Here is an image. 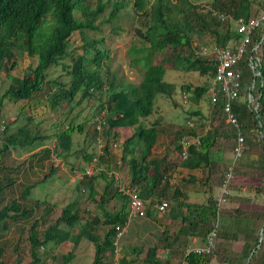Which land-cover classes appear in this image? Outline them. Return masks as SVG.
Wrapping results in <instances>:
<instances>
[{"label":"trees","instance_id":"1","mask_svg":"<svg viewBox=\"0 0 264 264\" xmlns=\"http://www.w3.org/2000/svg\"><path fill=\"white\" fill-rule=\"evenodd\" d=\"M143 1L135 0L134 6L146 15ZM165 1L152 0L147 28L144 33L138 31V37L146 42L148 47L133 46L130 48L129 53L133 56L134 64H139L144 70L141 81L137 85H133L117 83L113 75L103 77L101 69L109 58L108 50L103 47L104 39H88L85 35V31L100 30L96 19L106 8L100 0L94 8L87 5L86 0H0V73L4 70L9 80L7 88L0 95V111L5 101L24 102L20 108L22 112L25 107L32 108L34 101L46 96L49 107L54 110L59 106H68L78 94L80 97H93L97 93L105 92V99L99 104V110L106 112L105 119L101 121L99 130H97V123L94 121L95 125L92 130L94 134L100 131L99 136L103 140V155L97 158L86 155L85 159L90 161L96 159V164L106 162V168L109 169L110 164L107 160L109 158L110 134L114 129L133 128V134L122 142V159L127 164L128 186L137 189V196L146 202L149 201L150 206L154 204L152 199L166 196V187L163 183H166L172 176L170 171L173 166L162 160L148 159V154L157 141V130L153 125L146 128L140 124V119L147 118L152 114L154 99L157 95L170 97L174 92V86L164 81L166 68L162 56L166 54L167 48L172 53L170 56L174 70L183 67L184 70L197 71L200 75L208 77V86L195 89L189 85L182 86L185 92L192 93L191 98L194 101H197L202 94L206 92L208 94L214 71L207 59L198 56L191 60L183 54V49L190 46V37L187 33L190 20L188 8H193L192 5L188 1L181 0L182 4L185 3L187 7L177 9V13L180 12V19L173 21L166 17ZM235 1L225 8L227 14L232 18L249 20L258 16L252 15L251 0ZM126 4L127 0L114 3L108 21L116 19L119 13L126 8ZM171 6L174 7V5ZM77 13H80V17H76ZM167 18L169 19L167 20ZM215 18L218 23H223L217 17ZM227 23L233 25L232 22ZM233 29H227L223 33H214L217 37L214 44L224 46L236 41L238 36ZM74 32L80 33L83 45L81 53L74 57L69 67L68 84L57 79H48L47 70L69 55V39ZM262 36L263 32H258L253 39L254 44L260 43L262 40L256 52V57L260 59L258 67L260 76L254 79L249 68L246 67L247 54L243 56L239 64L242 71L241 88L245 76L249 77V85L255 81L251 94L253 95V92L256 94V98L253 97L259 108L257 112H254L246 100H241L239 96L231 104V113L239 125L240 135L244 142L242 155H245V158L240 157L241 159L239 158L235 165L253 166L262 169L264 173V49L262 57L260 55V51L264 47V37L262 39ZM251 48L252 45L248 49ZM156 54L161 55V61L158 64L153 63ZM23 57L33 60L34 66L27 67L21 78L11 75L10 71ZM7 64H9V68H6ZM104 86H106L105 89ZM212 108L209 125L204 134L197 136L191 130L187 133L193 137L195 143L189 145L187 156L184 160L182 159L179 165L189 171L201 168L209 170L211 167H215V164H219L220 160L217 158V154L220 150L216 147L219 139L230 137L235 145L236 130L226 121L222 112L223 101L218 100L215 105H212ZM4 125V142L0 145V163L2 155L9 148L16 146L23 148L25 145H32L38 138H42L36 131L30 133L31 136H29V131L23 127L17 128L9 134L7 133L8 124L4 123ZM83 132L82 124H73L72 122L58 132L54 146L57 155L64 158L73 145L72 136L75 133ZM86 134L87 131L85 136ZM183 134L186 133L178 134V138ZM19 136H22V139H18ZM116 136L117 133L113 132V137ZM176 150L181 153V146L176 145ZM232 156L233 153L225 157L229 164ZM46 178L44 177L41 183L46 181ZM189 178L193 180V178ZM98 180H102L104 183V188L100 193L97 190ZM10 183L9 179L0 177V226L3 227L7 222L30 218L33 213L18 200L13 199L9 203L3 204V192ZM32 187L25 188L21 195L22 200L29 198V191ZM77 187L86 189L88 198L92 200L96 194H99L98 200L95 201L98 216L83 217L76 212L73 203H68L61 209L59 217L52 224L43 228L41 236L38 235L37 230L39 221L34 220L28 236L32 264L39 263V249L48 248L52 252L53 248L65 242H69L75 247L83 238L87 239L94 248L91 264H112L109 258L115 252V228L123 226L127 221L128 197L118 191L111 177L107 179L105 171L82 176ZM168 198L169 203L166 202L165 211L168 209L170 220H179L181 226L172 235L167 230L160 234L159 241L164 244L163 250L183 251L188 247L191 237L200 238L202 243L216 211L215 197H213L211 189L207 199L201 204L187 202L177 187L172 190ZM115 199L122 201L120 207L113 208L112 211L106 210L105 204ZM49 212L47 210L45 214ZM147 215L150 213L148 212ZM242 217H234L233 221L229 222V229L227 228L228 223L224 225L223 219H220L218 233L224 239L228 235L234 239L238 233L242 234L244 237L243 254L239 264H251L250 261L255 253L264 245V214L255 217ZM99 228L104 231L102 238L95 233V230ZM258 245L260 248L256 249ZM53 256L52 258H56L55 255ZM73 256V251L59 255V264H69ZM209 256L211 257V255ZM209 256L193 252L186 255L182 252L181 258L186 264H207ZM249 257L250 261L247 262ZM136 260L122 258L120 262L121 264H136ZM162 262L161 253H158L157 247L148 248L142 259V264H161Z\"/></svg>","mask_w":264,"mask_h":264},{"label":"rangeland","instance_id":"2","mask_svg":"<svg viewBox=\"0 0 264 264\" xmlns=\"http://www.w3.org/2000/svg\"><path fill=\"white\" fill-rule=\"evenodd\" d=\"M100 1L106 7L96 19L100 30L85 31V35L88 39H104L103 47L108 50L109 58L106 65L101 69L103 77L113 75L117 83L137 85L142 79L144 70L139 64H134L133 56L129 51L133 46L148 47V44L138 37V31L144 33L147 28L150 20L149 7L152 0L143 1L146 15L134 6L135 0H127L126 8L119 13L116 19H111V21H108V18L113 4L121 0ZM186 1L193 8H188L190 20L187 33L190 37V46L183 49V54L194 60L198 58V53L202 47L215 43L217 37L214 33H223L227 29H233V25L227 22L218 23L215 13L227 14L225 8L229 7L232 1H234L233 3L236 1ZM251 2L253 16L264 11L263 0H251ZM97 3L98 0H86V4L91 8H94ZM186 7L187 5L182 4L181 0H166V17L173 21L179 20L180 12L177 13V9ZM76 17H80V13H77ZM82 45L83 40L80 33L74 32L69 39V55L47 70V78L50 80L57 79L68 84L69 67L74 57L81 53ZM263 49L264 47L260 51L261 57ZM165 51L166 54L162 56L166 68L164 81L174 86V92L170 97L157 95L154 99L152 114L147 118L140 119L142 127L148 128L153 125L157 130V141L151 148L148 159L162 160L164 163L173 165L170 171L172 176L166 183H163L166 187L165 195L167 197L154 198L152 201L154 204L162 201L169 203L168 195L177 187L185 196L186 201L200 204L205 202L210 189L213 197L219 194L224 175L230 166L225 157L232 154L234 143L230 137L219 139L216 147L220 150L217 154L220 161L219 164H215V167H211L209 170L201 168L189 171L179 165L182 158L180 152L176 150V145H180L184 137L194 140L187 134L190 130L194 131L197 136L203 135L208 128L209 117L213 108L209 103L207 92L202 94L197 101H194L191 98L192 93H187L182 89V86L185 85H189L192 89L208 86V77L200 75L197 71L184 70L183 67L174 70L170 56L172 53L167 48ZM160 61L161 55H154L153 63L158 64ZM34 64L33 60L23 57L17 66L10 71V74L21 78L24 76L27 67L34 66ZM6 68H9V64L6 65ZM249 81V77L245 76L239 95L241 100L246 98L247 89L250 87ZM8 83L9 80L3 70L0 73V95L7 88ZM184 96H186L185 103H183ZM253 96L256 98L254 92ZM47 99L46 96L41 97L40 100L34 101L32 108L27 109L25 107L22 112L20 108L24 102L5 101L0 111V121L9 126L7 133L10 134L17 128L23 127L29 131V136H31L30 133L36 131L43 138H38L32 145H25L23 148L17 146L9 148L2 155L0 177L1 179H9L11 182L3 192V204L9 203L13 199L18 200L23 203V206L31 209L33 213L30 218L13 220L7 222L4 227L0 226V264H32L28 236L33 221H39L37 230L38 235L41 236L43 228L52 224L59 217L61 209L68 203H73L76 212L83 217L98 216L95 201L98 200L99 194H96L92 200L88 198L86 189H78L77 187L79 175L84 171L91 169L94 174L105 171L107 179L111 177L113 181V174H116L122 181L129 184L127 164L122 159V142L133 134V128L114 129L110 134L109 158L107 160L110 164L109 169L106 168V162L96 164L92 160L85 159L86 155H92L93 158L103 155V140L99 136L100 131L94 134L92 130L95 125L94 121L97 123V121L105 119V110H99V104L105 99V92L97 93L93 97H80L78 94L68 106H59L54 110L49 107ZM70 122L82 124L84 132L75 133L72 136L73 145L69 153L62 158L54 150L56 134L65 129ZM189 123H192L193 126L190 127ZM113 132L117 133L116 137H113ZM181 133L186 134L178 138V134ZM18 139H22V136H19ZM241 158H245V155H242ZM233 176L227 188L220 219L223 212L228 215L229 211L235 210L232 209L235 207L234 204L248 197L251 198L250 196L254 193L259 194L258 203L261 205L259 211L264 213L263 170L253 166L235 165ZM44 177H47L46 181L41 183ZM97 182V190L100 193L104 188V183L102 180ZM31 186L33 187L29 191V198L22 200L23 191ZM249 188L250 190H248ZM121 203L122 201L118 199L110 200L105 204V209L108 211H112L113 208L118 209ZM47 210L50 212L45 214ZM168 211L167 209L159 214L150 208L144 217L132 219L126 232L117 242L115 252L109 261L112 264H121L122 258L126 260L137 259L136 264H142L147 249L157 247L163 260L161 264H180L182 252L185 253L187 250L199 246H195L194 243L199 244L201 241L199 238L195 239L194 242V239L191 238L188 247L183 251H164V244L159 241L160 234L167 230L172 235L181 226L179 220H170ZM148 212L150 215H147ZM95 233L102 238L104 231L99 228L95 230ZM225 240L226 238H221L218 233L215 250L211 257L209 256L208 264H226V260H228L227 264H232L231 256L226 257L224 254L226 251ZM69 251L74 253L69 264H91L94 248L85 238L81 239L75 247L71 243L65 242L53 248L52 252L48 248L39 249L38 264H59V255H64ZM53 255L56 258H52ZM250 262L253 263L252 259Z\"/></svg>","mask_w":264,"mask_h":264},{"label":"built area","instance_id":"3","mask_svg":"<svg viewBox=\"0 0 264 264\" xmlns=\"http://www.w3.org/2000/svg\"><path fill=\"white\" fill-rule=\"evenodd\" d=\"M264 2V0H263ZM215 16L224 22H232L233 30L237 34L238 38L236 41L231 42V44H226L220 46L217 44H210L204 46L200 49L198 56L208 60V63L213 67V76L210 80L208 98L210 105H215L218 100L223 101L222 112L225 115L226 121L232 125L236 130V142L233 148L232 162L228 167V170L223 178V184L219 194L215 197V216L210 222L209 231L206 234L202 244L198 247H193L185 252L187 255L190 252L209 256L212 255L215 250V245L218 237V231L220 227V216L221 208L225 202V196L227 194V188L230 182L233 179V169L236 162L242 156L243 153V137L240 135L239 125L231 113V104L238 99L241 91V80H242V71L239 66L243 56L247 54L246 67L249 68L253 78L260 76L258 67H259V58L256 57V52L259 49L260 43H253L254 37L258 32H263L262 39L264 37V11L255 18L244 20L242 18L234 19L227 14L215 13ZM252 45L251 49H248ZM254 82L247 89L246 102L249 107L254 112L258 110V103L256 99L251 94L252 89L254 88ZM183 103L186 102V96L183 97ZM97 130H99L101 121H97ZM189 126L192 127L193 124L189 123ZM4 133L5 125L3 121H0V145L4 142ZM195 143V140H190L188 137H184L181 142V158L184 160L186 158L187 148L190 144ZM93 162L96 163V159H93ZM93 172L91 169H88L81 173L80 178L84 175L89 176ZM79 178V179H80ZM114 184L117 187L118 191L128 197V206H127V221L123 226H117L115 228V240L114 245L116 247L117 242L126 232L129 222L132 219L142 218L146 215L148 208H153L157 213H163L167 207V203L157 202L154 205L150 206L148 202L142 200L137 195V190L130 188L128 184L122 181L116 174H113ZM180 264H186L184 260Z\"/></svg>","mask_w":264,"mask_h":264},{"label":"crops","instance_id":"4","mask_svg":"<svg viewBox=\"0 0 264 264\" xmlns=\"http://www.w3.org/2000/svg\"><path fill=\"white\" fill-rule=\"evenodd\" d=\"M248 190H250V188ZM250 197L251 198L248 197L247 199L241 200L239 203L234 204L233 206H235V207H233L232 209H235V210L229 211L228 215H225V213L223 212L221 219H223L224 225L226 223H228V227H227L228 229H229V222H232L233 218L236 216L237 217L243 216L242 218H244V217H255V216H259V215L264 214V213H260V211H259V208L261 206L258 203L259 194L254 193ZM187 202H189V201H187ZM195 204H197V203H195ZM191 238L194 239V242H195V239H199L197 237H191ZM225 242H226V245H225L226 251L224 252V254L226 255V257L231 256V263L232 264H239L240 263L239 261H241V256L243 254V250H242L243 243H244L243 235L238 233L234 239H232L231 236L228 235L226 237ZM194 245L200 246L201 243H199V244L194 243ZM259 248L260 247L258 245L256 247V249H259ZM250 257H249V259H250ZM249 259H247V262ZM227 261L228 260H226V264H227ZM252 262H253L252 264H264V245H263V247H261V249H259L257 251V253H255L254 257L252 258Z\"/></svg>","mask_w":264,"mask_h":264}]
</instances>
